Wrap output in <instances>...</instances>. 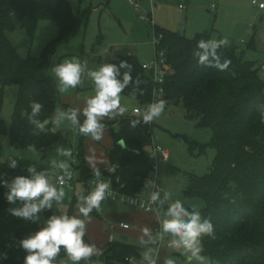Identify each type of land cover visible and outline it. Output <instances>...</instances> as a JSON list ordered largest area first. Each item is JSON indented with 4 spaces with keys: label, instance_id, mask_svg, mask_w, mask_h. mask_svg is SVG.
I'll return each instance as SVG.
<instances>
[{
    "label": "trees",
    "instance_id": "16d2710c",
    "mask_svg": "<svg viewBox=\"0 0 264 264\" xmlns=\"http://www.w3.org/2000/svg\"><path fill=\"white\" fill-rule=\"evenodd\" d=\"M151 16V14H150ZM80 15L75 14L70 0H0V177L11 179L22 175L21 169H11L3 157L4 145L17 149L40 150L45 155L62 138L55 127L54 116L58 111L60 96L49 71L48 47L40 55L22 56L10 39L8 32L17 24L33 38L41 19L56 20L62 41L74 35L80 25ZM161 38L156 49H162L170 64V72L163 84V100L166 105H180L197 124L213 130L208 143L216 154L208 172L187 174L189 182L184 193L189 197H201L205 205L199 210L210 217L214 225L215 239L204 238V255L221 264H264V79L260 75L261 63L246 58V49L228 44L217 49L221 65L217 68L198 63L197 42L214 38L210 31L197 32L189 37L164 26L154 24ZM247 46L255 48L254 38ZM211 60V57H209ZM126 61L132 66L133 81L139 79L138 90L134 85L122 93L133 96L143 104L155 94V82L143 68L135 53L117 54L107 63L119 65ZM127 69H121V73ZM19 85V94L10 124L1 117L5 86ZM38 101L43 109L38 116L49 120L44 132L37 133L29 121L30 104ZM65 108L68 106L63 104ZM137 114L118 117L119 127L113 130V147L109 153L111 168H99L101 175L114 177L119 192L126 195L140 194L146 178L152 179L153 162L149 147L154 137V122L130 126ZM82 122V120H81ZM6 137V141L2 137ZM83 143L84 136L80 134ZM123 140L125 146L119 141ZM190 147L204 152L208 144L189 140ZM82 180H89L93 168L84 162ZM115 169V171H112ZM119 177L117 181L116 178ZM0 187V264H23L25 251L19 240L43 226L13 217ZM191 207V206H187ZM51 215L47 212V217ZM3 254L7 255L4 259ZM140 256V249L129 241H110L102 257L110 264H126L127 257ZM64 257L61 252L59 261Z\"/></svg>",
    "mask_w": 264,
    "mask_h": 264
},
{
    "label": "rangeland",
    "instance_id": "374dc122",
    "mask_svg": "<svg viewBox=\"0 0 264 264\" xmlns=\"http://www.w3.org/2000/svg\"><path fill=\"white\" fill-rule=\"evenodd\" d=\"M217 1L218 12L210 7L213 0H139L137 7L134 2L128 0H70L75 14L81 16L79 28L71 37L62 41L56 40L60 32L59 25L56 20L52 19H41L33 38L19 24L13 31H9L8 35L22 56L40 55L49 45L47 51L49 71L56 86L58 81L52 72V67L73 57L86 65L87 69L94 70L111 60L114 53L124 54L130 51L131 46H134L135 53L142 63L153 60L156 56L154 24L165 26L189 37L194 36L197 32L210 31L214 38L225 39L227 41L225 45L237 44L239 49H246V58L264 62V51L259 52L252 49L253 47L247 46L248 41L254 38L256 46L264 48V7L255 5L252 0ZM259 1L264 2V0ZM92 87L91 80L85 76L81 86L70 89L66 93H59L58 110L82 109L85 97L92 93ZM18 94V84L9 83L5 86L1 117L8 124L11 122ZM121 95L122 104L126 103L128 112H132L133 106L138 102L124 93ZM63 104L68 107L65 108ZM80 119L83 120V117ZM153 122L155 141L170 151V159L161 163L153 172L156 182L164 191L171 193L173 200L180 199L186 207L204 206L205 201L201 197L186 196L184 189L189 182L187 174L190 172L204 174L209 171L212 165L216 149L208 143L211 141L213 130L210 127L198 125L195 118L187 115V110L182 104L166 105L163 114ZM117 129V124L107 126L100 141H94L90 137L84 136L82 143L77 129L65 122L64 129H60L63 138L45 155L38 149H17L9 147L7 144L3 147V157L6 160L10 155L17 158L19 168L24 173H27L24 169L30 164H35L37 171L48 168L53 172L52 182L59 187L61 185L54 181L58 170L52 168L51 160L56 155L55 148L58 145L69 148L72 152L69 163L74 173L72 181L76 188L63 185L67 193L64 210L72 215L77 211L75 194L81 192L87 194L81 177V169L77 167L82 162L80 150H83L84 162L88 166L93 167L88 159L93 157L96 167L108 169L111 165L108 150L112 147L110 146L112 132ZM2 139L7 140L5 136ZM189 140H196L208 144V146L204 152H200L198 148L190 147ZM141 195L149 199L144 189ZM126 204L129 209L132 208V204ZM18 206H20L19 203L11 205V207ZM46 218L47 211L41 215V219ZM118 223V220L109 223L108 232L110 235L113 234L112 239L121 237L122 233L114 231ZM102 227L104 229L102 218L93 211L88 218L84 239L88 243H94L104 252L106 243L112 239H109V234L103 231ZM133 242L139 245L142 251L143 246L140 240ZM151 246L157 248L155 244ZM169 250L175 256L177 264H183V257L171 249ZM205 256L208 258L209 264H221L218 261L212 262L207 255ZM135 258L138 262L139 256H135ZM63 259L66 257L64 256L61 260ZM81 264L110 263L101 255L93 257L91 261H82Z\"/></svg>",
    "mask_w": 264,
    "mask_h": 264
},
{
    "label": "clouds",
    "instance_id": "9594fccd",
    "mask_svg": "<svg viewBox=\"0 0 264 264\" xmlns=\"http://www.w3.org/2000/svg\"><path fill=\"white\" fill-rule=\"evenodd\" d=\"M225 39L199 40L197 48L201 51L198 63L201 65L223 68L217 55V49L225 45ZM211 57V60L209 59ZM121 69L127 71L121 73ZM132 66L121 61L119 65L105 62L98 69L89 70L77 58L66 59L62 63L52 67L57 83L58 93H66L70 89H76L83 84V78L87 76L92 82V93L85 97L83 108H71L58 110L53 118L57 129H64L65 122L77 129L79 134L90 137L94 141H100L105 133V119L115 120L123 117L128 112V105L122 104V92L130 85L137 90L141 81H133L131 75ZM166 101L158 99L150 103L143 111L135 109L138 119L130 121L131 127H136L141 122L149 124L159 118L165 111ZM31 112L29 121L34 125L37 133L46 130L47 120L38 119L43 105L38 101L30 104ZM264 118V113H261ZM80 117H83L81 122ZM124 146V141H119ZM35 150L33 146H29ZM56 155L51 160L52 168L58 170L57 182H52L53 172L48 168L37 171L35 164L28 165L24 171L28 175H16L10 180L0 177V187L7 189L4 193L6 201L18 207L8 209L16 218L38 223L44 212H50L43 220V226L37 231L19 240V246L25 251L23 264H58L61 252L66 259L59 264H81L82 261H91L93 257L103 254L102 249L94 243H88L84 237L87 230V222L90 214L95 210L100 213L102 203L112 197L111 182L101 179V171L95 166L94 158L89 157L93 164L94 187L87 191L75 194L76 213L69 215L65 210L67 193L65 185L73 178L69 159L72 152L69 148L58 145L55 148ZM63 157V159H60ZM8 167L16 169L19 161L10 156L7 160ZM115 171V169H112ZM143 189L149 196V203L154 207L157 216L158 228L144 227L140 237L143 246L137 262L135 257L129 258V264H158L159 249L151 245L159 241L167 240V247L174 253L183 257V264H209L204 253V238L215 239L214 225L210 217L202 214L195 205L186 207L180 199H172L171 193L166 192L157 184L155 179L146 178ZM163 193V195H162ZM55 209V211H53ZM162 214V216H161ZM152 237L146 240V237ZM4 259L7 258L3 254ZM163 264H177L176 258L171 253L165 256Z\"/></svg>",
    "mask_w": 264,
    "mask_h": 264
},
{
    "label": "crops",
    "instance_id": "0c3cea01",
    "mask_svg": "<svg viewBox=\"0 0 264 264\" xmlns=\"http://www.w3.org/2000/svg\"><path fill=\"white\" fill-rule=\"evenodd\" d=\"M129 2H134L135 6L137 7L138 5H136L137 3V0H128ZM213 1H216L217 3V7L215 9H213L211 7L212 10H216L217 12L219 11V4H218V1L217 0H213ZM165 27V26H164ZM167 28V27H166ZM249 42V41H248ZM237 45V44H235ZM132 47L134 49V51L132 50ZM252 49H256L257 51L261 52V51H264V48L261 47V48H258L255 44V48H252ZM131 53H135V47L134 46H131V49L130 51H127L126 53L124 54H131ZM136 54V53H135ZM117 55L114 53V56ZM113 56V57H114ZM261 64L264 63V62H260ZM126 95V94H125ZM129 96V95H127ZM132 98H134L136 100V105L133 106V110L135 107L137 106H140V105H143L142 102H140L139 99L133 97V96H130ZM133 110L132 112H128L126 114H134L133 113ZM105 122L106 123H110V122H113V120H107L105 119ZM118 123L117 122H114L112 123L111 125H105V127L107 126H112V125H115ZM56 127V126H55ZM119 127V125H118ZM57 128V127H56ZM60 130V129H59ZM61 131V130H60ZM62 132V131H61ZM62 138H63V133H62ZM61 138V139H62ZM113 143H114V139H113V134H112V143H110V146L113 147ZM111 147V148H112ZM111 148L109 149L111 151ZM151 148V146L149 147V149ZM108 150V155L110 153V151ZM149 152V151H148ZM170 152V151H169ZM110 157V156H109ZM170 159V157H169ZM168 159V160H169ZM111 164V163H110ZM90 167V166H89ZM90 168H93V167H90ZM98 168H101V167H98ZM111 168V165L108 169L106 170H109ZM105 169V168H104ZM26 175H28L26 173ZM152 179H155L156 180V177H155V173L152 172ZM55 181V179H54ZM157 181V180H156ZM56 182V181H55ZM57 183V182H56ZM158 184V183H157ZM73 189H75L76 187H71ZM143 190V189H142ZM142 193V191H141ZM122 202V203H121ZM126 201L122 200V199H107L105 200L103 203H102V211L100 213H97L95 210V214L98 215L100 218H102V224L104 226V229L103 231H105L107 234H109V239H112L113 237V234L110 235V233L108 232V227H109V223L113 220H118L119 223L116 225V228L114 229L115 233H122L121 234V237L119 239H112V240H109L108 242L110 241H129L133 244H135L136 246L139 247L140 249V246L137 245L136 243H134L133 241L134 240H140V237L142 235V230L144 227L148 226V227H151L153 228L154 230L156 229V227L158 226V223H157V216L155 215L154 212L152 211H146V210H143L139 207H136L134 205H132L131 209H129L126 205ZM126 204V205H125ZM130 204V203H129ZM131 205V204H130ZM162 216V214H161ZM128 222L130 224V227L128 228H125L123 226L120 225V222ZM107 227V228H106ZM124 236H128L129 239L128 240H124L123 237ZM146 240H151L152 237H146L145 238ZM166 242V239L161 241L160 243L158 242L156 245V249H159V261L158 263H161L163 264L164 262V258L165 256H167L168 254H172V252L169 250V248L167 247V242ZM108 243H106L107 245ZM106 245H105V248H106ZM140 253H141V249H140ZM59 264V263H58ZM126 264H129L126 263Z\"/></svg>",
    "mask_w": 264,
    "mask_h": 264
},
{
    "label": "built area",
    "instance_id": "2783aa9c",
    "mask_svg": "<svg viewBox=\"0 0 264 264\" xmlns=\"http://www.w3.org/2000/svg\"><path fill=\"white\" fill-rule=\"evenodd\" d=\"M138 1H137L136 5H138ZM252 2L261 8L264 7V2H261L259 0H252ZM211 7L213 9H215L217 7L216 1L212 2ZM160 38H161V35L156 34V39H155L156 45L159 43ZM142 66L150 74L151 78L155 82L156 88H155V94L153 96V99L150 102L134 108V110L139 108L141 111H143L153 101L163 98V94H164L163 84L165 82L166 75L170 72V64L168 63L167 57H166V55L162 49H156L155 58L149 62H143ZM260 75L264 79V63L261 64ZM134 110H133V113L136 114ZM151 147L152 148L149 151V157H150L151 161L153 162V171L152 172H155L157 170V167L161 163H163L164 161H167L169 159L170 152L164 145L156 142L154 137H153V142L151 144ZM10 156L14 157L13 155H10ZM54 179L57 182L56 176L54 177ZM95 179H96L95 177H92L91 179H89L87 181L82 180L85 184L87 191H90L94 187V180ZM101 179L111 182V191L114 194L112 197H110L111 199L120 198V199H122V200L136 206V207L143 209V210L154 212V210H150V209H154L155 206L151 205L149 203V199L143 197L141 195V193L135 194V195H126L124 193L119 192L118 188L115 186L114 177H112L111 175H109V176L101 175ZM116 180L118 181L119 177H117ZM65 185H67L69 187H75L72 180L67 182ZM120 225L125 227V228L130 227V224L128 222L122 221V222H120ZM156 228H158V226ZM160 242L161 241H159V243ZM129 258H132V256L127 257L128 261H129Z\"/></svg>",
    "mask_w": 264,
    "mask_h": 264
},
{
    "label": "water",
    "instance_id": "95a60500",
    "mask_svg": "<svg viewBox=\"0 0 264 264\" xmlns=\"http://www.w3.org/2000/svg\"><path fill=\"white\" fill-rule=\"evenodd\" d=\"M132 50L134 51L133 47H132ZM47 121H48V123H49V120H47ZM124 146H125V143H124ZM109 151H110V150H109ZM22 175H26V173L22 172ZM123 239H124V240H128L129 237H128V236H124Z\"/></svg>",
    "mask_w": 264,
    "mask_h": 264
}]
</instances>
